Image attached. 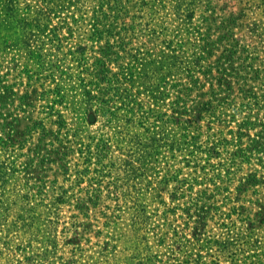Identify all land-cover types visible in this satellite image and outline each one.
<instances>
[{
	"label": "rangeland",
	"instance_id": "obj_1",
	"mask_svg": "<svg viewBox=\"0 0 264 264\" xmlns=\"http://www.w3.org/2000/svg\"><path fill=\"white\" fill-rule=\"evenodd\" d=\"M0 264H264V0H0Z\"/></svg>",
	"mask_w": 264,
	"mask_h": 264
},
{
	"label": "trees",
	"instance_id": "obj_2",
	"mask_svg": "<svg viewBox=\"0 0 264 264\" xmlns=\"http://www.w3.org/2000/svg\"><path fill=\"white\" fill-rule=\"evenodd\" d=\"M224 56V55H223ZM231 55H229V54H226L224 57H222V59H224V61L226 60V59H228V57H230ZM196 62H198L197 60H195ZM206 75H208V73H209V71H203ZM192 82H195L194 81V79L192 80ZM197 115H199L200 117H201V112L199 111L198 113H196ZM246 122V121H245ZM241 123H243V122H241ZM240 126H239V131H238V133H239V135H240V137H239V140L241 139V136L243 135V133H242V131H243V129H244V125H245V123H243V124H239ZM220 244V243H219ZM215 245L217 246L218 244L217 243H215Z\"/></svg>",
	"mask_w": 264,
	"mask_h": 264
}]
</instances>
